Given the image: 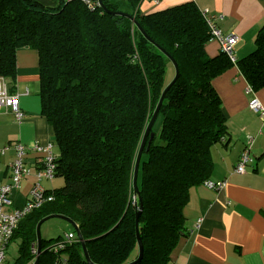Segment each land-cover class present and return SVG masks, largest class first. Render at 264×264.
Listing matches in <instances>:
<instances>
[{"label": "trees", "instance_id": "obj_1", "mask_svg": "<svg viewBox=\"0 0 264 264\" xmlns=\"http://www.w3.org/2000/svg\"><path fill=\"white\" fill-rule=\"evenodd\" d=\"M144 1L0 0V80L16 81L19 51L38 53L41 114L59 150L56 178L64 180L21 218L11 239L16 264L37 258V227L53 215L76 225L92 264H169L186 234L190 190L209 182L211 149L228 136L214 80L237 67L252 91L264 90V26L255 50L234 63L222 50L208 55L219 25L194 2L143 14ZM169 86L136 194L137 158ZM70 234L42 239L39 264L48 253L64 255L58 264H89L75 229Z\"/></svg>", "mask_w": 264, "mask_h": 264}, {"label": "crops", "instance_id": "obj_2", "mask_svg": "<svg viewBox=\"0 0 264 264\" xmlns=\"http://www.w3.org/2000/svg\"><path fill=\"white\" fill-rule=\"evenodd\" d=\"M187 2H194L211 17H224L218 23L220 30L239 38L236 59L255 50L256 38L264 26V0L144 1L140 9L150 14ZM206 51L215 57L221 48L217 41H210ZM39 73L38 53L19 51L16 81L9 84V90L20 96L24 119L20 123L10 109L0 108V150L10 144H24L28 148L27 164L32 168L38 156L31 149L54 141L53 129L41 114ZM213 86L227 117L228 136L211 149L214 168L209 182H224L226 186L218 190L203 184L190 190L184 208L186 234L169 264H264V120L249 106L255 100L264 106V90L252 91L237 67L214 80ZM249 141L253 161L244 174H236ZM55 153L59 155V151ZM14 157L13 149L0 156L2 183L10 182L9 166ZM34 180L30 177L15 189L12 198L16 207L25 206Z\"/></svg>", "mask_w": 264, "mask_h": 264}, {"label": "built area", "instance_id": "obj_3", "mask_svg": "<svg viewBox=\"0 0 264 264\" xmlns=\"http://www.w3.org/2000/svg\"><path fill=\"white\" fill-rule=\"evenodd\" d=\"M154 1L158 4V0H146ZM208 14V13H205ZM216 23L224 20V17H213ZM211 41H217L221 50L226 53L232 62L235 63V47L238 44L239 38L235 33L223 34L220 28L213 27ZM18 95H13L5 83L0 80V108L10 109L16 116L18 122H22L24 119V112L19 107ZM250 109L259 114L262 120H264V106L261 102L255 100L250 103ZM13 149L15 157L11 165L9 166V183H2L0 181V264H8L7 251L10 247L11 239L18 228L21 218L32 211L34 208L41 206L44 202L51 200L46 194V189L42 185L43 181H52L56 177L57 172V154L55 153V145L49 143L46 146L36 145L31 150L38 156L36 160L35 168L30 167L27 164L28 148L21 143H14L7 145L0 150V156L4 155L7 151ZM252 141L248 142V146L242 153L238 165L235 168L236 174H244L253 159L251 157ZM30 177H34L33 186L30 192V198L23 208H18L12 198L15 189H18L22 182L28 180ZM207 187L210 189H223L226 184L208 182ZM74 235L68 236L69 240L74 239ZM34 255L36 248L34 247ZM36 258L29 264H35ZM16 264V263H14Z\"/></svg>", "mask_w": 264, "mask_h": 264}, {"label": "rangeland", "instance_id": "obj_4", "mask_svg": "<svg viewBox=\"0 0 264 264\" xmlns=\"http://www.w3.org/2000/svg\"><path fill=\"white\" fill-rule=\"evenodd\" d=\"M169 75V73H168ZM154 131L156 132L157 135H159L162 131V117H159L158 120L155 123L154 126ZM55 151L58 152V148L55 147ZM60 183L61 185L57 188H60L64 186V180L61 178H55L50 181H43L42 185L47 188H50L49 190L54 189L53 185ZM31 192V191H30ZM74 228L67 222L60 220V219H53L49 220L48 222L44 223L41 229V234H42V239L44 240H52V239H57L61 238L60 241L63 242L67 240V236L70 233H73ZM53 245V244H52ZM60 256V257H59ZM18 258V243H13L10 245L7 251V262L8 264H14ZM62 259L64 260V255H57V254H44L42 257V262L41 264H58V260Z\"/></svg>", "mask_w": 264, "mask_h": 264}, {"label": "water", "instance_id": "obj_5", "mask_svg": "<svg viewBox=\"0 0 264 264\" xmlns=\"http://www.w3.org/2000/svg\"><path fill=\"white\" fill-rule=\"evenodd\" d=\"M100 4H102V0H100ZM142 33L145 35V37L149 40V41H152L148 35H146V33L141 30ZM173 63L176 67V71H177V75H176V79L178 78V69H177V64L176 62L173 60ZM173 84V83H172ZM170 89V86L166 89V91L164 92V94L162 95L161 99H160V102H159V105L154 113V116L150 122V124L148 125V128H147V131L145 133V137L143 139V143H142V146H141V149H140V152H139V155H138V158H137V162H136V166H135V172H134V181H133V184H134V190H135V193L137 194L139 192V187H138V177H139V170H140V165H141V158H142V154H143V151H144V148L147 144V141H148V138H149V135H150V132L154 126V123L158 117V114L160 112V108L164 102V99H165V96L168 92V90ZM154 138V134L151 135V140ZM143 210V203L142 201H140V212ZM140 212L138 214V216L140 215ZM53 219H60V220H63L67 223H69L70 225L73 226V228L75 229V231L77 232V235L79 237V240L83 246V250H84V256L87 260V262L89 264H92L91 263V260L89 258V254L87 252V249H86V246H85V243L83 241V238L78 230V228L76 227V225L71 221L69 220L68 218H65L63 216H60V215H53V216H50V217H47L45 218L44 220H42L38 227H37V251H38V255H37V258H36V263L35 264H39L40 263V257H41V254H40V250H41V245H42V234H41V229H42V226L44 225V223L48 222L49 220H53ZM137 236H138V243H139V248H140V257H139V260L138 262L141 260V258L143 257V245H142V242H141V239H140V235H139V231H138V222H137ZM133 264H137L136 263H133Z\"/></svg>", "mask_w": 264, "mask_h": 264}, {"label": "clouds", "instance_id": "obj_6", "mask_svg": "<svg viewBox=\"0 0 264 264\" xmlns=\"http://www.w3.org/2000/svg\"><path fill=\"white\" fill-rule=\"evenodd\" d=\"M58 156V155H57ZM56 178V177H55Z\"/></svg>", "mask_w": 264, "mask_h": 264}]
</instances>
